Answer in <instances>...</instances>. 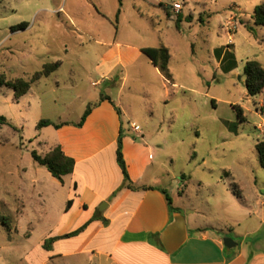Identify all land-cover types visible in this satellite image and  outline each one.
Returning <instances> with one entry per match:
<instances>
[{"label":"rangeland","instance_id":"1","mask_svg":"<svg viewBox=\"0 0 264 264\" xmlns=\"http://www.w3.org/2000/svg\"><path fill=\"white\" fill-rule=\"evenodd\" d=\"M174 3L182 5L180 12L174 11ZM263 4L264 0H123L121 7L119 0L1 1L0 76L29 80L46 64L62 65L20 99L12 89L0 87V118L7 121L0 123V177L10 181L18 164L35 162L33 151L43 155L36 140L41 120L61 116L78 121L88 105L109 91L131 115L126 126L139 125L146 133L155 148V162L173 157L167 169L157 168L169 192L171 187L183 188L185 203L201 222L222 225L229 238L264 250V169L256 147L264 140V91L250 97L245 73L248 61L264 66V26L257 27L256 34L247 29ZM63 19L73 20L75 28L62 25ZM22 22L29 28L11 34ZM114 40L167 48L171 78L143 55L117 70L114 87H96L104 74L96 70L104 43ZM215 50L225 54L221 62ZM238 108L244 123L238 121ZM234 123L237 134L229 127ZM11 188L0 187V218L6 223H0V264H41L59 248L37 246L43 231L33 240L15 231L18 202ZM241 189L246 203L240 201ZM25 214L22 220L32 219ZM50 264L68 263L55 258ZM83 264L98 262L85 257Z\"/></svg>","mask_w":264,"mask_h":264},{"label":"crops","instance_id":"2","mask_svg":"<svg viewBox=\"0 0 264 264\" xmlns=\"http://www.w3.org/2000/svg\"><path fill=\"white\" fill-rule=\"evenodd\" d=\"M61 22L64 26H76L73 20ZM14 32L17 31L11 30V34ZM115 40L104 43L106 49L96 67L104 74L96 81V87H114L117 70H124L145 55L143 49L151 48ZM224 56L220 52V62ZM157 71L160 72L158 68ZM102 95L111 100H101ZM94 104L97 106L81 127L77 124L82 117L69 121L59 116L51 121L65 125L59 129L44 127L36 139L43 148V155L38 153L42 157L60 146L75 161L73 173L65 176L63 183L36 161L18 164L10 181L0 177V187L11 185L18 202L15 231L22 232L28 240L43 231L36 243L38 247L45 250L49 239L65 237L87 225L76 237L56 240L52 249L59 251L41 264H50L55 258L68 264H83L85 257L98 264H264V250L249 249L244 240L234 239L237 245L226 247L224 239L232 236L222 225L201 222L194 209L185 203L183 188L171 187L173 192H169L165 177L157 168L167 169L168 164H173V157L155 162V148L147 141L146 133L143 130L134 133L126 126L125 121L130 122L131 115L109 91L100 94ZM121 131L125 134L123 156L134 188L125 183L117 159ZM240 199L246 203L243 191ZM70 200L72 205L66 211ZM26 212L31 220H22ZM68 244L74 245L63 249Z\"/></svg>","mask_w":264,"mask_h":264},{"label":"trees","instance_id":"3","mask_svg":"<svg viewBox=\"0 0 264 264\" xmlns=\"http://www.w3.org/2000/svg\"><path fill=\"white\" fill-rule=\"evenodd\" d=\"M3 0H0V2ZM120 6H123V0H119ZM121 13V9L118 11V16ZM181 17H178L177 21H180ZM253 25H247V29L250 33L256 34V28L257 27H263L264 26V4L258 6L255 9V12L252 16ZM29 24L27 22H22L16 26H13L11 28L12 31H19V30H25L27 29ZM143 53L150 58V60L153 62L154 66L157 67L162 75H164L167 79L171 78V72L169 69V59L170 54L167 48H145L142 50ZM220 50H217L216 53L220 55ZM62 65V62L57 61L52 64H46L44 68L40 71L35 73L31 79L26 80L23 78H19L16 80H9L6 78L5 75L0 76V87H7L9 89H12L15 94L16 99H20L23 96H25L30 90L34 83L40 81L41 79L45 77H49L52 73L57 71ZM245 73L247 76L246 79V85L248 90V95L250 97H256L259 94H261L264 91V66L259 63L258 61H248L245 68ZM101 100H111L110 97L106 95L101 96ZM97 106V104L89 105L87 110L85 111L81 121L77 124L78 127H81L84 122L86 121L88 115L91 113L92 109ZM238 115V121L239 123H244L245 119L243 117V110L241 108H238L237 111ZM5 118H0V123H6ZM65 123H54L51 120H41L38 124V129H42L44 127L54 126L55 128L59 129L61 128ZM230 130L237 134L238 132V126L237 123L229 124ZM125 138V134L123 131H121L119 140H118V148H117V159L118 163L123 171L125 183H127V186L130 188H134L131 184L130 176L127 170V165L123 156V140ZM257 151L259 154V161L264 169V140L259 142L257 144ZM32 156L34 160L41 166L48 167V170L50 173L60 182H64V177L73 173L75 169V161L72 158L67 157L64 152L62 151V148L60 146L53 149L51 152H49L45 157H42L37 153V151L32 152ZM239 197L241 198V193L239 192ZM169 205L172 210H174L172 206V200L168 198ZM72 205V200L68 202L66 211L70 209ZM93 219H100L98 217H95ZM106 223L105 219H101ZM3 222L5 225V221L0 218V223ZM87 225L79 228L78 230L68 234L65 237H59V238H51L49 239L45 245L44 248L46 250H51L52 244L58 240L63 238H72L78 236L80 233L84 231Z\"/></svg>","mask_w":264,"mask_h":264},{"label":"built area","instance_id":"4","mask_svg":"<svg viewBox=\"0 0 264 264\" xmlns=\"http://www.w3.org/2000/svg\"><path fill=\"white\" fill-rule=\"evenodd\" d=\"M172 6H173L174 11L176 12H180L182 10V5L180 3H174ZM130 130L134 133L142 132L141 127L135 124L130 125Z\"/></svg>","mask_w":264,"mask_h":264},{"label":"water","instance_id":"5","mask_svg":"<svg viewBox=\"0 0 264 264\" xmlns=\"http://www.w3.org/2000/svg\"><path fill=\"white\" fill-rule=\"evenodd\" d=\"M101 210L103 211V208L102 207H101ZM224 244L228 248H232L233 246L237 245L235 243V241L233 239H231V238H225L224 239Z\"/></svg>","mask_w":264,"mask_h":264}]
</instances>
